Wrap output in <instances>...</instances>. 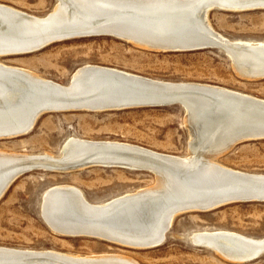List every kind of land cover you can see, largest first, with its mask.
I'll return each instance as SVG.
<instances>
[{
	"label": "bare ground",
	"instance_id": "bare-ground-1",
	"mask_svg": "<svg viewBox=\"0 0 264 264\" xmlns=\"http://www.w3.org/2000/svg\"><path fill=\"white\" fill-rule=\"evenodd\" d=\"M212 1L223 8L212 9ZM215 9H264V0H56L53 9L43 16L0 3V58L89 37L119 38L161 52L202 50L205 48L193 47L192 43L199 45L205 40L219 46L216 49L229 57L237 74L263 79L264 40H230L219 34L208 19ZM149 95L171 96L181 102L177 105L184 111L188 130L187 155L78 137H69L58 156L3 152L0 199L14 181L33 170L69 173L109 167L146 171L155 178L152 188L95 203L74 185L57 184L49 186L40 201V217L56 235L92 237L140 250L161 246L180 215L212 211L236 202L264 203L245 195V191L259 189L264 174L237 171L218 161L240 142L264 139V100L211 84L168 82L84 64L63 85L0 62V138L24 136L47 113L174 105H156L154 99L147 98ZM189 238L195 246L237 264L245 263L237 253L252 248L264 250V238L223 229L196 230ZM0 264L138 263L115 254L82 256L0 246Z\"/></svg>",
	"mask_w": 264,
	"mask_h": 264
},
{
	"label": "rangeland",
	"instance_id": "rangeland-1",
	"mask_svg": "<svg viewBox=\"0 0 264 264\" xmlns=\"http://www.w3.org/2000/svg\"><path fill=\"white\" fill-rule=\"evenodd\" d=\"M55 2L0 0L37 16L51 11ZM208 19L216 32L230 40H264V9H215L209 12ZM0 62L63 85L80 66L94 64L162 81L211 84L264 100V78L251 80L240 76L229 57L216 48L161 52L119 38L89 37L55 43L31 54L6 56ZM34 125L24 136L0 138V153L58 156L59 148L69 137L131 143L172 155L188 153V130L184 111L178 105L47 113ZM218 161L237 171L264 174V139L240 142ZM57 184L74 185L88 201L98 203L152 188L156 183L151 173L121 168L94 167L69 173L33 170L14 181L0 199V246L82 256L115 254L138 264H237L210 249L195 246L190 234L196 230L223 229L264 238V203L246 201L176 217L165 242L151 249H131L92 237H62L53 233L40 217L42 193ZM242 264H264V257Z\"/></svg>",
	"mask_w": 264,
	"mask_h": 264
},
{
	"label": "water",
	"instance_id": "water-1",
	"mask_svg": "<svg viewBox=\"0 0 264 264\" xmlns=\"http://www.w3.org/2000/svg\"><path fill=\"white\" fill-rule=\"evenodd\" d=\"M213 2L214 1H212V3ZM212 7H213L212 9H214V7H217L218 9L223 8V7L219 6L217 3H213ZM201 43L202 44H199V45H197L196 43H192V44H193V47L202 46L205 49L219 47L216 44L210 43V42L205 41V40H201ZM190 47H192V46H190ZM147 98L154 99L153 101L156 105H173V104L177 105V103L179 102L178 99L174 100L173 99L174 97H171V96L149 95V96H147ZM179 103H181V102H179ZM127 154L135 155V153H130V151H128ZM127 154H125V155H127ZM124 166L125 165H123L121 167L122 168H128V167H126V166L124 167ZM258 185H259V189L257 188L258 190L254 189V190H250V191H245L247 193L245 195H248L247 199L257 198L258 200H264V181ZM237 254L239 257L242 258V260H244L243 262L247 263V262L253 261L256 258L264 255V250L260 249V248H252V249H249L248 252H239Z\"/></svg>",
	"mask_w": 264,
	"mask_h": 264
}]
</instances>
